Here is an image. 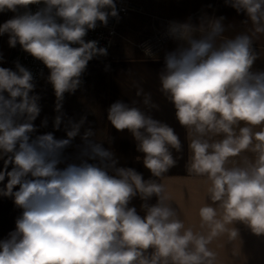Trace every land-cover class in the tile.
<instances>
[{
	"label": "clouds",
	"instance_id": "9594fccd",
	"mask_svg": "<svg viewBox=\"0 0 264 264\" xmlns=\"http://www.w3.org/2000/svg\"><path fill=\"white\" fill-rule=\"evenodd\" d=\"M225 2L251 28L229 36L224 17L171 21L167 35L177 47L165 53L158 74L159 92L186 130L187 172L204 181L198 228L186 226L160 182L177 164L173 150L182 153L183 145L173 127L150 114L159 108L151 92L134 82L144 108L137 100L116 101L107 114L116 130L132 134L151 174L145 179L119 166L114 151L92 139V129L81 135L86 117L67 121L66 138L51 132L33 138L41 112L33 74L19 62L15 70L0 67V182L7 177L0 196L23 209L15 231L0 240V264H217L210 245L223 237L237 241L236 224L264 235V70H253L264 0ZM33 4L43 6L0 24V36L49 70L59 130L65 94L80 88L89 61L108 55L85 40L88 31L119 14L115 0H0V13ZM144 52L155 55L150 47ZM78 135L83 145L69 158L65 150ZM136 197L144 216L129 206Z\"/></svg>",
	"mask_w": 264,
	"mask_h": 264
},
{
	"label": "crops",
	"instance_id": "0c3cea01",
	"mask_svg": "<svg viewBox=\"0 0 264 264\" xmlns=\"http://www.w3.org/2000/svg\"><path fill=\"white\" fill-rule=\"evenodd\" d=\"M139 4L140 10L122 15L118 21L117 35L109 57L89 63L81 78L80 88L74 94H65L62 108L64 123L59 130L53 127L57 115L56 98L52 85L47 81L49 70L44 80L36 84L33 94L40 97L41 112L34 121L37 131L32 137L51 132L57 139L66 138L67 121L72 119L78 122L82 117H86L81 135L86 129H92L95 133L92 139L102 143L104 148L114 151L119 159V166L132 167L145 179L151 178L150 172L143 166V154L136 150L132 134L128 130H116L107 119L108 109L116 101L131 104L133 100H137L138 106L144 108L142 97L135 95L136 88L133 84L138 82L145 92L152 93L153 102L159 105L158 109H151L150 114L173 127L181 139L182 153L173 150L177 164L160 178V182L165 184L173 199L172 206L180 213L186 226L198 228L197 209L205 202L204 181L203 178L187 172L189 152L186 130L176 120L173 105L159 92L158 74L164 66L165 53L175 50L177 42H168L163 51L153 58L143 56L136 43L151 32L161 29L166 20L181 23L190 20L193 24H198L205 16L224 17L223 23L228 27L226 35L229 36L247 31L251 25L244 24L243 21L247 17L243 13L238 14L225 0H139ZM254 47L260 53V58L255 61L253 70H264V36L255 40ZM44 121L47 122L46 126ZM82 145L83 141L78 135L65 150V156L74 157ZM137 157L140 159L137 160ZM69 162H72L71 159ZM11 167L10 165L8 170H11ZM2 169L3 161L0 160V170ZM6 183L7 177L4 182H0V187ZM142 203L144 202L136 197L129 206H134L138 214L144 216ZM148 203L155 204L156 197L151 198ZM22 212L23 209L14 204L13 198L0 196V240L8 238L9 233L15 231L16 220ZM235 227L239 230L237 241L229 242L223 237L210 245L217 254V264H264V235L253 234L243 224L238 223Z\"/></svg>",
	"mask_w": 264,
	"mask_h": 264
},
{
	"label": "built area",
	"instance_id": "2783aa9c",
	"mask_svg": "<svg viewBox=\"0 0 264 264\" xmlns=\"http://www.w3.org/2000/svg\"><path fill=\"white\" fill-rule=\"evenodd\" d=\"M115 3L119 14L118 19L110 17L107 26H103L98 22L97 28L95 30H89L85 37L86 41L95 40L98 42L99 47H106L108 55L94 58L93 60L89 61V63L102 61L109 57L114 38L117 35V24L121 16L128 12L141 9L139 0H115ZM42 6L43 5L36 4L29 5L28 9H25L24 11L30 10L34 13ZM169 22L171 21L166 20L164 26L161 29L151 32L136 43L138 50L143 56H145V47H150L152 52L155 54L154 57H156L163 51L165 45L168 42L174 41L167 35V27ZM16 62H19L22 66L26 67L32 72L35 84H39L44 80L48 71L46 66L43 65L41 61L36 60L31 55L24 52L19 45L16 46L14 56L6 62L5 68L15 70Z\"/></svg>",
	"mask_w": 264,
	"mask_h": 264
},
{
	"label": "rangeland",
	"instance_id": "374dc122",
	"mask_svg": "<svg viewBox=\"0 0 264 264\" xmlns=\"http://www.w3.org/2000/svg\"><path fill=\"white\" fill-rule=\"evenodd\" d=\"M24 10L25 9L21 8L19 9V13H13L11 11L0 13V24H3L4 22L13 18L17 14H22ZM8 39L9 37L7 34L0 36V56L3 57V59L0 60V67H5L6 62L14 56L13 54V56L10 58L12 47L9 46ZM15 50H16V47H15Z\"/></svg>",
	"mask_w": 264,
	"mask_h": 264
},
{
	"label": "trees",
	"instance_id": "16d2710c",
	"mask_svg": "<svg viewBox=\"0 0 264 264\" xmlns=\"http://www.w3.org/2000/svg\"><path fill=\"white\" fill-rule=\"evenodd\" d=\"M14 51H15V48H12V50H11V54H10V58L13 56Z\"/></svg>",
	"mask_w": 264,
	"mask_h": 264
}]
</instances>
